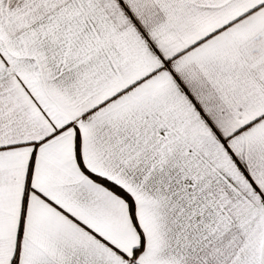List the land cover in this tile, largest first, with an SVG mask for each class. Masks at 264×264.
I'll use <instances>...</instances> for the list:
<instances>
[{
  "label": "snow or ice",
  "instance_id": "obj_1",
  "mask_svg": "<svg viewBox=\"0 0 264 264\" xmlns=\"http://www.w3.org/2000/svg\"><path fill=\"white\" fill-rule=\"evenodd\" d=\"M0 264H264V0H0Z\"/></svg>",
  "mask_w": 264,
  "mask_h": 264
}]
</instances>
